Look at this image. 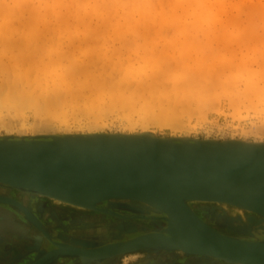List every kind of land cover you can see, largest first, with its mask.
Masks as SVG:
<instances>
[{
  "label": "bare ground",
  "instance_id": "6f19581e",
  "mask_svg": "<svg viewBox=\"0 0 264 264\" xmlns=\"http://www.w3.org/2000/svg\"><path fill=\"white\" fill-rule=\"evenodd\" d=\"M35 1L36 2L34 3L33 0H0V37L6 38V40L8 39L9 42H11L10 43L11 48L12 49L13 47L16 48L14 49L15 52H19L20 50H24L30 47L32 44L35 43L34 42L35 40L36 41L37 40L39 41L41 39L45 40L44 38H41V37L43 36L50 37V35H54V37L52 36L53 39L55 38V36H60V37L64 36V38L67 37V40H70L71 43L75 39L77 41L83 40L85 42L86 41L94 42V41L101 40V42L104 41L103 44H106L108 41V43L106 44L107 45L106 47H108V45L113 46V44H109V42L113 40V38L115 41L116 40L118 41V39L125 40V38L127 37V34L129 33V32L126 33V30H127L126 26L131 22H136V25H137L136 26L134 24L135 27L133 26L131 30L135 32L138 31V33L142 29V25H143V28L147 30L164 31L165 25L169 24L171 26H174V28L178 31L184 30V28H187V27L191 28L192 26H194L195 31L192 29L191 31H194V33L196 32V30L199 32L202 31L203 34H205L204 31L206 27L202 29L201 26L203 27V25L204 26L207 25L208 31H209L208 33L211 32L209 34L211 37L207 38V41H205L204 44H206V47L204 46V44L201 46H202V49L203 47H205V49L208 50V47H209L208 44L211 43V41L215 43L214 38L216 39V43L214 46H216V44L222 41L223 39H226V37L228 38L227 33L229 31L225 30V28L228 29L227 26H230V25L235 26V25L243 24L245 22L246 25L244 27V33L246 34L248 38V37H251L248 32H251L254 29H256V27H254V29H251V27H253L257 23L264 24V0H156L157 4H155V0H35ZM51 20L52 21L54 20L53 22L55 26L52 27L53 30L49 32L47 31L48 30L47 25L49 24V22H51ZM14 23L15 24L18 23L21 27H19L18 25L15 26ZM186 24L189 26L185 27ZM224 25H226L225 28L221 29L220 27ZM131 26L132 25H130L129 28ZM239 27H237L236 29H238ZM20 28L23 30V34L19 36L21 33L20 31L19 35L18 34L13 35V32L15 33L18 29L20 30ZM230 29L232 30L233 28H231L230 26L229 30ZM236 29L235 31L237 32ZM221 30L222 32H224V30H225V33L227 32L226 37H224L225 33L224 34L221 33ZM218 31L220 32L218 33ZM256 31L255 33L258 36V35H261V33L264 30H262L261 28L260 32H256ZM18 32L19 31H17V33ZM212 32L215 34L218 33V35L221 33L220 34L221 36L219 35L220 40L216 38L218 36L217 34L216 35L213 34L215 36L213 38ZM231 32L232 31H230L229 33ZM236 32L234 34L235 35L237 34L238 36L239 35L238 33L243 32V31H241V27H240V29H238V32L237 33ZM144 33H146V31ZM177 33L179 32H175V34ZM244 33H240L241 36L239 37L237 36L234 37L235 35H233V32H232L233 39H232V35H230L231 36L230 40L231 41L235 39L237 40L238 38H240L241 40L242 38L245 41V38L242 36V34L245 35ZM166 34H168V32H166ZM135 35L137 36V33H135ZM222 35L224 38H222ZM17 36L20 37V41H19L20 43H17V40L19 39V37ZM163 36L165 37V35ZM253 36H254V32H253ZM21 37H23V40ZM49 37L47 38L49 39ZM176 37L174 38L178 39V37L177 38ZM261 37L260 36L258 37L259 40L264 39V36L261 35ZM174 38H172L173 41H174ZM205 38L206 37L204 36L203 39ZM253 38L254 37H251L250 39L253 40ZM24 39L26 40L27 43L24 41ZM199 39L201 40L200 42L202 43L203 42L202 39L200 37ZM120 40H119V44L124 41L122 40L121 42ZM3 41L5 42V39H3ZM30 41H32V44L30 43ZM247 41H249V38ZM174 42H178V41H174ZM183 42H180L179 44L183 43V45H187V47H189L188 45L189 40L187 41L188 43H186L185 41ZM237 42L240 44L242 41L239 42V39H238ZM98 43H97V46H98ZM198 43L199 41L196 44L200 47ZM245 43H248V42H245ZM3 44L4 43H2L1 41L0 50H3L2 49ZM137 44H140V43L137 41ZM152 44L149 45L148 43L147 44L145 43L144 44L145 49L147 48L146 45H148L150 48L152 47L157 48L155 47V45L158 43H156L153 46ZM193 44L195 46V41L194 43H191L194 49L193 52L190 51L191 53L189 51L187 52L186 51L187 47L182 45L183 49L185 47L186 53L182 52V54L180 55V59H178L179 58L178 55L181 53L180 52L181 48L179 47L178 49L179 51L175 50L179 54L175 53L177 54L178 57L175 55L176 57L173 58V60H172V57L174 55L172 56V54H171L170 59H167L169 57H164V55L161 56V55L156 54L158 52L156 49L155 50L152 49L151 51L153 52L151 53H149L150 50H148L149 52H146L147 54L145 55L143 54L144 57L141 56L143 62L140 59L138 61L136 59L138 63L140 61L143 63V65L144 63L146 64L145 65L146 68L144 67V72H145L144 77H142L143 75L140 76V74H144L140 71V69L143 70L142 64H141V67L136 70V66L138 63L136 61H133L136 63V66L134 69L133 63H130L129 60H124L121 57L122 55H119L118 52H116L115 50L113 51V49H116V48L112 47L109 51L108 49L109 47H108L107 48L108 50L106 49L105 51H103L105 45L103 47V50L99 49L97 46H94V47H97L102 52L100 51L96 53L93 50H91L93 52V53H90L91 55L89 54V56L87 55L85 57L82 56L83 58L81 57V59L77 55L76 56L78 57V59L72 58L74 56H71L72 54L70 53L71 55L70 54L69 55L71 56V58L70 60H68L67 63H64L67 60L64 61L63 59H61L63 61L61 62L59 58L58 61L60 62L55 61V60L50 61V62L48 61V65L43 66V64H45L43 62L45 61L40 62L39 60L40 62L39 65H36L31 68H26L28 70H25V71L23 70L25 69L24 68L25 65L24 66L22 65L24 63L18 64L19 63L18 60H17L18 61L17 63L13 62V60L15 61L16 59H18V57L15 56L17 54L16 53L14 55L15 56L14 59L11 60V65L12 63L13 65L16 63V68L19 69V70L17 69V71L21 72V73H18L20 77L17 76L19 79L15 78L16 69L15 70L12 69L14 70L13 71L14 75L12 74L14 78L11 76V73H9L11 77L9 75L8 76L5 75V73L7 74L8 72H11V70L8 68L9 64L8 65L6 64L7 63L6 61H10L8 60L11 57L10 55H9V58H7L5 62L2 60L3 62L0 63L1 65L4 63L5 65H7L6 67L8 68V70L5 68V66L4 68L8 72H5V70H4L5 73L2 70H0V72L4 73L5 75L4 77H7L6 84L12 83L10 85L12 86L13 83L16 82L14 83L15 87L22 85V83H24L25 85V83L27 84L29 80L33 81L34 78L37 79L38 77H36L37 75L35 74H37L38 72L45 73L44 75L48 73V77H46L47 80L44 79L42 81L41 79V81L44 83L39 82L38 80V82L35 83V86H34L35 89L33 88L34 91L35 90L37 91L38 88L41 89L42 92H39V95L42 94L41 95L42 97L40 96L41 98L38 96V99H33V100L29 99L31 96L35 98L34 93L32 95H24L25 93H23V95L21 96H14L13 90H15L14 89L15 87L12 86L11 94L14 96V100L12 99L13 98L12 95H11L12 96L11 99L14 102L13 103L14 106L15 105L19 106V105H22L23 103H24L23 106H25L28 103L30 104V102H31L30 105H32V102H33L36 106L35 110H37L38 113H43V115L44 113H46V115L47 113H50L49 115L51 116L53 115L52 117H55L54 114L56 112L61 114L63 112L62 110L65 109L64 108L65 105L68 103L67 106L68 107L70 106L69 111H71L72 114L73 113L76 114V112L77 113L80 112V114L82 113L83 115L87 116V119H90L88 124L84 125V127L87 125L85 127L86 131H82V132H69L68 124H65V126H63L64 124H62V126L60 127L58 125V127L57 128L54 127L55 130L53 129L52 131L50 130L52 128L48 127L51 125V124H48V122L46 123L43 122L42 124H38V125L36 124L39 130H41L44 134L41 133V131H39L37 128V130L35 129L34 133L31 134V136L33 137H37L40 134L46 135L45 132H47L48 135L50 134L49 135L50 137L48 139L54 140V141H61L62 139H65L68 137L87 138V137L98 136L96 138H101L104 136V137L111 138L110 134H117V133L103 131V127L105 124H104V121H102V119L105 120L104 118L108 117L107 115L109 114L113 115L112 113L116 112L119 118L126 120L127 126H129L130 129H132V126L134 124L139 123L140 125L145 127V129H143L140 132V135L142 137L146 136V138L149 137L151 139H154L157 136H155V134L152 131H149L146 129L148 124L156 123L159 126L170 125L172 127H176V123L179 122L181 125L182 123L180 121L181 119L176 116L175 114L176 111H173L174 110L173 106H176L177 101L175 100L174 102L175 105H174L173 102L169 100V98H171V94L174 91L173 93H176L175 96H177V98L180 100V98L183 97V94H181L182 95L181 97V95L179 94L177 95V93H178V90L181 92L180 86L183 85V88L184 86H186V84L184 83H188L187 86H189L190 88L192 86L193 88H195L194 84L197 83L195 80H198L197 77L200 76L198 80V86L200 84L199 88L201 87L200 90L204 91L203 89H206V91H204L205 94L207 92L212 95L213 94L216 95L215 93L217 92L216 87H217L218 82L216 83L215 79H217L218 81L219 76L221 75L217 72L219 71L218 68L215 67V64H217V62L215 64L210 63L211 66L213 65L212 68L217 69V71H214L210 67L213 72L212 74L210 69H208L207 67L208 64H206L205 59L207 60V58H209V54H210V58H214L215 54H216L215 58L218 55L221 56V54L220 53L217 54L218 51L217 53L213 51L214 46L212 45V43H211L212 46L209 48L210 51L209 50L208 51L211 53L212 52L215 53V54L212 53L213 57H211V53L207 54V51L204 54L203 52L205 50L200 49L198 46H196V49L198 48L196 50ZM70 45L68 47H70ZM78 45L79 44H77V46ZM10 46L9 44L4 45L3 51L6 53L5 51L6 47H10ZM216 47H215V51L220 50V49H217ZM11 48L9 50H11ZM163 48L164 47H162L161 49L163 50ZM166 48L167 47H165V50ZM237 48H240V47L238 46ZM98 49H95V51H97ZM223 49L222 51H224ZM169 50L172 51L173 53L174 46H173V50L172 49H169ZM225 50H227V41H226ZM3 51H0V52L3 53ZM7 51H8V48H7ZM31 52L30 54H32ZM2 53H0V56L2 55ZM162 53L163 54L165 53L164 50L160 54ZM194 54L195 55L201 54L203 58L200 55L199 56L197 55L195 57ZM243 54L240 57L242 56L245 57V58H241V59H245L244 63L242 62L241 64L238 63L239 67L238 69L236 67V72L234 70V67L232 69V72L234 70L233 73H235L234 76L236 75L238 77L237 78L238 80L240 79L239 76L243 78L244 75L242 74L244 73H246L247 76L249 75L248 77H250L251 75L250 72H252L250 67L249 69H247V71L249 70L248 72H244L246 71V69L244 70L243 68H248V65L247 66L245 65L246 60H248V56L243 55ZM245 54H248V53H245ZM137 56L139 55L137 54ZM166 56L168 55L166 54ZM252 56L253 55H251V58ZM3 57H1L0 60ZM253 57H257V56H253ZM191 58L194 60L197 58L196 59L197 62H201V60L203 62L198 63V66H197L195 64L197 62L192 60ZM28 59L30 58L28 57ZM189 59L192 60L191 63H193V61L195 62L194 63L195 65L193 67L191 66L192 68H188L189 70L193 69L192 71L195 70L194 72H191V70L189 71L188 69H186L187 65H185L184 67L185 62L187 63V60ZM210 60L214 62V60L212 59ZM238 60L241 61L240 58ZM254 60L251 62L249 60H248L249 62L247 61L248 64H251V68H252V63L254 62ZM22 61L23 60H21V62ZM216 61H218V59H216ZM208 62L209 61H207V63ZM219 62L220 61H218V63ZM225 62L223 61V63ZM28 63L31 64V62H28ZM195 67H199V68L196 69ZM1 68L2 66L0 67V69ZM224 69H227V68H224ZM239 69L240 71H238ZM171 70H173V72L175 70V73L173 74ZM229 70L230 69L227 70V75H229L230 73L228 77L229 79H231L233 78L232 77L233 74L231 70L230 72ZM116 71L120 72V75L122 74L124 76L123 78L120 76V78H122L123 80L122 81L117 80L118 84H116L117 83L116 81H114L116 82L115 84L114 82L113 84H110L116 78L114 74ZM135 71L138 72L141 78H139V76L136 78L135 74H133L135 73ZM208 71L210 72V74ZM24 72L26 73L23 74ZM30 72L33 73L35 77L31 78L32 75L30 74ZM240 73L242 74L240 75ZM111 74L114 75L115 77L112 76ZM164 74H166L167 76L169 75L171 77L170 78L171 80L175 79L173 83L172 81L169 80V76L168 77L166 75L164 76ZM162 75L164 76L163 81L161 79ZM213 75L214 77H216L214 80L212 79ZM253 75L254 74H252V76ZM1 76L0 78H2ZM23 76H25V80L21 78ZM109 77H113L114 79H112L111 81ZM130 77H134V78H130ZM11 78H13V81L10 82ZM258 78L256 80V83L253 82L254 83L253 84L250 82V84L247 85L248 87L251 85L248 88V90H247V86L246 85L244 86V83L248 82V80L245 82L242 81L243 86L246 88L242 86V88L244 89H241L238 83L242 79L238 81L237 87H236V85L234 84L237 82V81L234 82V79L237 80L236 78L233 79V84L235 86L231 84L230 82H228L227 79L225 80L224 78L223 80L225 81L223 83H226V84L229 83L230 87L226 85L227 89L226 90L223 89V90L227 92L228 90L232 91V89L234 88V90L232 91L233 93L235 91L234 95L240 96L241 95L240 93H242L245 96L246 94V95H249V99L252 100L250 98L251 97L250 94L252 95L254 94L255 96H257L256 98H258L264 95L263 88H260V85L262 87V84L260 83V85H258L257 83L259 81ZM261 78L263 81L262 83H264L263 75L261 76ZM15 79L17 80L15 81ZM133 79L134 80L136 79V82L133 81ZM165 79L167 81H165ZM3 80L1 79L2 82H4ZM168 80L170 81V83H172V85H170L171 87L169 86L170 88L168 87V84H167L169 83ZM200 80H202V82L204 83L202 82L199 83ZM123 81L125 82V84H123ZM2 82H0L2 85L0 87L3 88L4 83ZM201 84H203L204 86L203 88ZM252 84L254 86H252ZM125 85L127 86L125 87ZM131 85H133L134 88ZM167 87L169 88V90ZM189 87L188 89H190ZM8 88L10 90V87ZM193 88H191L190 90L192 91ZM165 89H167V91L171 90L170 92L171 94L169 95V93H167ZM157 91H160V93ZM148 92H150L151 94H149ZM156 92L157 94H155ZM236 92H240V93H236ZM2 93L3 92L0 91V94ZM172 96L174 95L172 94ZM216 96L213 99H215ZM201 97H203V95H201L199 98ZM162 98L163 99L165 98V101ZM253 98L255 97L253 96ZM2 99H0L1 102H2ZM213 99L211 100L212 103H213ZM194 100L195 99H193L192 102ZM239 100L241 99L239 98ZM187 101L188 100H186V103L191 102V101L190 102H187ZM209 101H210V98H209ZM161 102H162V105H161ZM180 104L184 105V103H181V102ZM33 106L34 105L30 107L33 109ZM14 108H16V106ZM57 113H56V119L58 118L57 116L62 115L63 117L64 115V113H62L61 115L60 114L57 115ZM180 114L178 115L180 116ZM1 120H4V119L1 118ZM1 120H0V123H1L0 125H3L4 121L1 122ZM6 124H9V122H7ZM22 124L23 123H21L20 126ZM56 126H57V123H56ZM22 127L23 126H21V129H23ZM10 128L9 130H7L8 128H6L5 130L10 132L12 131L10 130ZM62 130H66V131L61 132ZM19 131L22 132L23 130H20L19 128ZM9 135H10L9 133H5V136H1L3 137L2 140H9V139L22 140L23 138L20 135L19 136L16 135L17 138L16 137L9 138L10 137ZM123 135H126V134L119 133V136H123ZM18 137H22V138H18ZM180 138L183 139L184 142H188L186 136L180 137ZM125 154L127 155L129 153L124 152V155ZM76 159L80 160L82 158L77 157ZM0 185H5L6 188L14 189L15 191L19 192L20 194L16 195L18 200H20L21 204H24L31 211L34 209L33 203L35 202L34 198L37 197L36 195L45 197V199L49 203H53V204L60 205V206L63 205L62 207L68 208L69 210L83 211V212L91 211L103 205L106 202L111 203V202L117 201V203L119 204V207L123 208L124 211H128L133 214L142 213L143 211L144 213L149 214L148 216L146 215L145 217H149L152 220L161 219L166 224L165 229L162 231L155 230V231H151V232H147L141 235L134 236L132 238L125 237L124 239H120L114 242L112 241V242L102 243V244L94 245V246L76 247L66 242H60L59 248L57 249V253L59 255H67V254L70 255L71 254V255H77L79 257H84L87 259H92V258L103 259V258L116 256L122 253H128L129 251H132L133 249H137V248L140 249L141 247H144V246L146 248H150L151 246L147 247L146 245L154 241H161L162 243H166L170 241H177V242L184 241L188 243H194L195 241H200V242L219 241L225 244H230L232 246H236V247L243 248V249H249V250L257 251V250H261L264 248V238L260 239V238L255 237V235L264 234V165H261V164L235 165V166L227 167V168H221V169L214 168V169L201 170V171H197V170L183 171V172H178V173H175L169 176H165L161 179H158L154 185L160 188L165 193L169 194L173 198V200H175V202L179 204V206L181 207V210L173 206L165 198L155 193L154 191H151L150 189H147V188H143L135 184L133 181L127 180L122 177H113V176H106V175H85V176H80L74 179H65V180L57 181V182L50 183L47 186H45V188L47 187L51 189L53 188L52 190H45L43 188L34 189V188H26V187H17V186L6 184V183H0ZM127 189L135 190L136 194L111 195L114 191L127 190ZM33 194L35 196H33ZM167 227H171L172 229L169 231L167 230ZM248 237L252 238L253 240H249ZM177 248L180 249L178 245H173L171 246V248H168V250L177 249ZM186 253H192V252L187 251ZM205 255L207 257H214V258L223 260L225 262H228L229 264H264V260H255V259L235 260V259L225 258L215 253L205 254Z\"/></svg>",
  "mask_w": 264,
  "mask_h": 264
},
{
  "label": "rangeland",
  "instance_id": "374dc122",
  "mask_svg": "<svg viewBox=\"0 0 264 264\" xmlns=\"http://www.w3.org/2000/svg\"><path fill=\"white\" fill-rule=\"evenodd\" d=\"M33 2L35 3L36 1L33 0ZM155 4H157L156 0H155ZM51 19H52V17H51ZM53 21L51 20V22H49V24L47 25V29H48L47 31H49V32H51L53 30L52 27L55 26ZM14 22H16V21H14ZM134 24L136 25V22L129 23L128 24L129 26L132 25L130 28H129L128 25L126 26V28H127L126 33H128V32L129 33L127 34V37L125 38V40L122 39V40H124L123 41L124 43L120 39H118V41L117 40L115 41L114 38H113L114 41L110 39L111 41L109 42V44H113V46L112 45H108L109 48L106 47L107 46L106 44L108 43V41H107L106 44H103L104 41L101 42V40L100 41H94V42L93 41H89L90 42L89 43L88 41H86V42L83 41V40H78L77 41L75 39L74 41H72V43H73L72 44L70 40H67V37L64 38V36L63 37L55 36V38L53 39L54 35H50V37L49 36L41 37V38H44L45 40H43V39H41L39 41L38 40L37 41L33 40L35 42L34 44H32V41H30V43L32 44L30 47H28V48H26L24 50H20L21 52L20 51L19 52H15L14 49H16V48H14L13 46H12L13 49L11 48V46H10L11 42H9L8 39H7L8 40V42H7L6 38H1L0 37V46H1V41H2V43H4L3 46H2L3 50H4V45L9 44V46H10V47H6V50H5L6 53L3 50H0V51H3V53L2 52H0V53H2V55L4 56V57L2 55L0 56V58L3 57L0 60L1 61L0 63H2L3 61L5 62L7 60V58H9V55H10L11 57L8 59L10 61H6L7 62L6 64L7 65L9 64L8 68L11 70V72L7 71L8 68L6 67L7 65H5V63L2 64V65L0 64V67L2 66V68L0 70H2L3 72H4V70H5V72H8L7 74L4 72L6 76H8L9 73H11V76L13 77V75H14L13 71L16 69L15 70V72H16L15 78L19 79L17 76H19L18 73H21V72L20 71L18 72L17 71L18 68H16V63L18 61H19L18 64L24 63L22 65L23 66L25 65V67H24L25 69H23L25 71V70H28L26 68H31V67H34L36 65H39L41 61L42 62L45 61V62H43L45 64L42 63L43 66H44V65H48V61L49 62L53 61V60L58 61L59 58H60V60L61 59H63L64 61L67 60L64 63H67L68 60H70L71 56H74L72 58H75V59H78V57L81 59L82 56L83 57H85L87 55L89 56L90 53H93L91 50H93L96 53L100 52L101 50H99V49L103 50L104 45H105V47H104L103 51H105L107 48L109 49V51H110V49L112 47L116 48V49H113V51L115 50L116 52H118L119 55H122L121 57L124 60H129L130 63H133V67L135 69L136 63L133 62V61H136V59H137V61L139 59L142 60L141 56H143V54L144 55L147 54L146 52H149L148 50H150L149 53H151V52H153V51H151L152 49L153 50L156 49L159 52V53L157 52L156 54L161 55V56L164 55V57H169L167 59H170L171 54H172V56L174 55L172 57V60H173V58H175L177 56V54H175V53H178L175 50L179 51L178 49L180 47L181 48V50H180L181 53L180 54L178 53L179 54L178 55L179 56L178 59H180V55L182 54V52L186 53V51L187 52L188 51L189 52L190 51L191 52L194 51L191 43H194V41H195V46H194V44H193V46L196 49V46H198L196 43L199 41L198 44L200 45V47L199 46L198 47L200 49H202L201 45H203L205 43V41H207V38L211 37L209 35L211 32L208 33L209 31H208L207 25H205V26L203 25V27L201 26L202 29L204 27H206L205 31H204L205 34H203L202 31L199 32L197 30L194 33V31H195L194 26H192L193 28L192 27L189 28V27H187V26H189L187 24L185 26L187 28H184V30H180L182 33L180 31L176 30L174 28V26H171L169 24L168 25L166 24L167 26L165 25V28H164L165 30L164 31H161V30H147V29H144L143 25H142V29L138 33V31L135 32V31L131 30L133 26L135 27ZM259 24H261V25H259ZM17 25L19 27H21L18 23L15 24V26H17ZM245 25H246L245 22L243 24L235 25L236 27L230 25L231 28H233L232 30L231 29L229 30L230 26H227L228 29H226L225 28L226 25H224V26H222L220 28L221 29L225 28V30L229 31V32L232 31L233 35H235L234 34L236 32L235 29L237 27H239V26L241 27V31H243V32H240V33H244ZM139 26H141V25H139ZM12 27H13V25H12ZM240 27L238 29H240ZM254 27H256V29H254ZM263 27H264V24H262V23L255 24L253 27H251V29H254V30L251 31V32H248L251 37H254L253 40L250 39L251 37H248L249 41H247L248 38H247L246 34L244 33L245 35L242 34V36L245 38V41L242 38H241V40H240V38H238L239 42L242 41L240 44L237 42L238 39L236 40L234 38L236 41L235 40H232V41L230 40L231 39L230 35H232V32L231 33H229V32L227 33L226 32L228 34V38H227L225 30H224V32H222V30H221V33H223V34L225 33L224 37H226V39H223L225 42L222 40L224 42L225 46H224L223 42L220 41V42H218L216 44L217 47L214 46L215 43H216V39L214 38L215 36L213 35L215 33L212 32V35H213L212 37L214 38L215 43L213 41H211L212 45L214 46V50L213 49H211V50H213L215 53H217V51H218L217 54L220 53L221 56L218 55L215 58L216 54L214 52H212V53L215 54V55L213 54L215 60H214V58H210V54H209V58H207V60L205 58L204 59H205L206 64L209 65V66L207 65V67H208V69H210L212 74H213V72H212L211 68H212L213 65L211 66V64L212 63L215 64L217 62V64H215V67L218 68L219 71H217L216 68H212V69L214 71H217L222 77L218 75L219 79L217 81V79H215L216 77H214V75H213L212 79L213 80L215 79L216 83L217 82L219 83V84L217 83V87H216V91L217 92L215 91L216 92L215 94L216 95L219 94V95L216 96L214 94L212 95V94L206 92V94H207V96H206V94L204 92V91H206V89H203L204 91H202V90H200L201 87L199 88L200 84L198 86V80H199L200 76L197 77L198 80H195L197 82L196 83L197 85L194 84L195 88H193V86L191 87V88H193L192 91L190 90L191 88L189 86H187L188 83H184V84H186V86H184V88H183V85L180 86L181 92L178 90L177 95L178 94L179 95L183 94V97L181 95V97L183 99L180 98V100H179L177 98V96H175L176 93H173L174 91L172 92V94L174 96H172V94L170 93L171 90L167 91V89H165L167 91V93H169V95L171 94V98H169V100H171V102H173L174 105H175V103H174L175 100L178 102V103L176 102V106H173L174 108L173 107L172 108L174 109L173 111H176L175 114H176L177 117H179L181 119L180 121L182 123H181V125H180L179 122H178L179 124L176 123V127H172L170 125L159 126L156 123H150V124L147 125L146 129L149 130V131H152L155 134V136H157L159 138H170V137L171 138H180V137L186 136L188 141H202V140H214V141H218V142H222V141H237V142H243V143L247 142V143L264 145V95L256 98L257 96H255L254 94L253 95L250 94L251 95L250 98L252 99V100H250L249 99V95L245 94V96H244L240 92H236V93H240L242 96L241 95L240 96L239 95H234L235 91H234V93L232 92L234 90V88L232 89V87H231L232 91L231 90H228L227 92L224 91V90L227 89V86L228 87H230V86H229V83L228 84L223 83L227 79L228 82L233 84V79L234 78H236V79L238 78L236 75L234 76L235 73H233V72H234V70L236 72V67L238 69V67H239L238 63L239 64H241V62L244 63L245 59H241V58H245V57L244 56L240 57L244 53L243 55H247L248 56V60L250 62L253 61L254 59H256V60H254V62L252 63V68H251V64H248L249 61L246 60V64L245 65L246 66L248 65V68H243L244 70L246 69V71H244V70L243 71L244 72H248L249 70L247 71V69H249V67H250L251 71L252 72L254 71V72L253 73L250 72V74H251L250 77H248L249 75L247 76V74L244 73V72H243L244 74L240 73V75L242 74V75L245 76V78H244V76H243V78L246 79V80H244L241 76L238 75L240 79L239 80L238 79L237 80L234 79V82L237 81L234 84L237 87L238 81H240L242 79L238 83V85L241 87V89H244V88H246L244 86L245 85L246 86L249 85L250 82L251 83H253V82L256 83V80L259 77L258 78L259 81L257 83H258V85H260V83H261L262 87L260 85V88H263V90H264V83H262L263 81H262V78H261L262 75H263V78H264V39H260L259 40V38H258L259 36L261 37V35L264 36V31L263 32L261 31L262 32L261 35H258V36L255 33L256 30H258L256 32H260L261 28H262V30H264ZM191 29L194 30V31H191ZM238 29H236L237 32H238ZM17 31H19V32L17 33ZM17 31L15 33L13 32V35L14 34L15 35L16 34L19 35L20 31H21V33H20L19 36H21L23 34V30L21 28H20V30L18 29ZM145 31H146L147 34L144 33ZM154 31H155V33H154ZM134 32L137 33V36L135 35ZM166 32H168V34L169 33L170 34L168 35V34H166ZM175 32H179V33L175 34ZM219 32L220 31H218V33ZM253 32H254V36H253ZM188 33H190V34H188ZM193 33H194V35H193ZM218 33H216V34L218 35ZM240 33H238L239 34L238 36L236 34L234 37L241 36ZM162 34L165 35V37ZM179 34H180V36H179ZM128 35H130V36H128ZM219 35L216 37L218 40H220V36H221V35L220 36ZM233 35H232V39H233ZM19 36H17V37H19ZM176 36L178 37V39L174 38ZM198 36L202 39V41H203L202 43L200 42L201 40L199 39ZM204 36L206 37L205 39H203ZM255 36H256V38H255ZM23 37H21L22 40H23ZM45 37L46 38L49 37V39L48 38L46 39ZM224 37L222 35V38H224ZM127 38H128V40H127ZM172 38H174V41H178V42H174ZM3 39H5V42L3 41ZM25 39H26V37H25ZM25 39H24V41L26 42ZM56 39H58V40H56ZM119 40L122 43L119 44ZM188 40H189V44H188L189 47H187V45H183V43H184L183 41L188 43L187 42ZM211 40H212V38H211ZM13 41H15V40H13ZM19 41H20V37L17 40V43H20ZM137 41L140 44H137ZM226 41H227V50L228 51L225 50ZM166 42H167V44H166ZM180 42H183V43L179 44ZM245 42H248V43H245ZM97 43H98V46H97ZM101 43H102L103 46L101 45ZM127 43L130 44V45H128ZM145 43L146 44L148 43L149 45L154 43V44H152V46L155 45L156 43H158V44H156L157 46L155 45V47H157L159 49L154 48V47L150 48L148 45H146L147 48L145 49V47H144ZM172 43H173V45H172ZM211 43H209V44L207 43L209 45V47L207 45L209 51H210L209 48L212 46ZM220 43H222V44H220ZM35 44H36V46H35ZM77 44H79V45L77 46ZM124 44H126V45H124ZM69 45H70V47H68ZM176 45H177V47H176ZM182 45L187 47L186 51H185V47L183 49ZM94 46H97L99 49L97 47H94ZM101 46H102V48H101ZM159 46L161 48L164 47L163 48V50L165 52L164 54L163 53L160 54L161 52H163V50ZM173 46H174V50H173ZM204 46L206 47V44H204ZM218 46H220V47H218ZM231 46H232V48H231ZM238 46L240 48H237ZM63 47H65L66 49L63 48ZM165 47H167L166 50H165ZM205 47H203V49L205 51L204 52L202 51V52L204 54L206 53V51H207V54L211 53L207 49H205ZM215 47L217 49H220V50H216L215 51ZM7 48H8V51H7ZM10 48H11V50H9ZM95 49H98L99 51L98 50L95 51ZM169 49H172L173 53ZM222 49L224 51H222ZM29 51L30 52L32 51L31 52L32 54H30ZM141 51H143V52H141ZM58 52H59V54H58ZM140 52H141V54H140ZM169 52H170V54H169ZM203 53H202V55H203ZM212 53H211V57H213ZM245 53H248L249 55L245 54ZM47 54H48V56H47ZM51 54H52L53 57L51 56ZM137 54L139 56H137ZM166 54L168 56H166ZM14 55L16 57H18V59L15 58L16 59L15 61L13 60V62H16L14 64L15 66L13 65V63L11 65V60L14 59V57H15ZM132 55H133V57H132ZM197 55L198 54H196L195 57ZM199 55L203 58V56L201 54H199ZM251 55L257 56L258 58L252 56V58H253L252 59ZM247 56H246V58H247ZM28 57L30 59H28ZM206 57H208V56H206ZM239 58H240L241 61L238 60ZM196 59L195 60L192 59V60L196 61ZM210 59L214 60V62L211 61ZM216 59H218V61H220V62L218 63V61H216ZM21 60H23V61L21 62ZM39 60H40V62H39ZM192 60L189 59V60H187V63L185 62L184 67H185V65H187L186 69L192 68L195 64L198 66V63L203 62L201 60V62H197L196 61L197 63H195L193 61V63H191ZM27 61L31 62V64L28 63ZM207 61H209V62L207 63ZM223 61L224 62L226 61V62L223 63ZM58 62H60V61H58ZM61 62H63V61L61 60ZM142 62H143V60H142ZM142 62H140V61H139V63L137 62L138 64L136 66V70L141 67V64L143 65ZM204 63H203V65H204ZM206 64H205V66H206ZM145 65L146 64L144 63L143 70L140 69V71L142 73H144V74H140V76L143 75L142 77L145 76V72H144V67L146 68ZM242 65H244V64H242ZM4 66H5V68L7 70L4 68ZM218 66H220V67H218ZM233 67H234V70L232 72ZM195 68L197 69L199 67H195ZM224 68H227V69H224ZM12 69H14V70H12ZM228 69H230L232 74H233V76H232L233 78H231L232 80L229 79V77H228L230 75V73H229V75H227V70ZM192 70H191V72L195 71V70L194 71H192ZM230 70H229V72H230ZM46 71H47V69H46ZM238 71H240V69ZM3 72H0V76L2 75L1 76L2 78H0V82H2L1 79L3 80V78H4V80H3L4 82H2V83H4L3 84L4 90H3L2 87H0V91L3 92L2 94H0L1 95L0 99L3 98L2 99L3 103L0 100V105H2V106H0V115H1L0 116V120H1V118L4 119V120H1V122L4 121L5 125L4 124L0 125V137L1 136H5V133H9L10 134L9 136H12V137H16V135H18V136L20 135L22 137L29 138L31 136V134L34 133L35 129L37 130V128H38L37 125L38 124H42L43 122L44 123L48 122V124H51L50 126L47 125L48 127L52 128V129H50L51 131L54 129V127L57 128L58 125L60 127V126H62V124H64L63 126H65V124H68V126H69L68 131L69 132L86 131L85 127L87 125L85 127H84V125L88 124L90 119H87V116L83 115L82 113L80 114V112H78V113L76 112V114H74V113L72 114L71 111H69L70 110V108H69L70 106L69 107L67 106L68 103L64 107L66 110L63 108L64 109V110H62L63 112L61 111L62 113H64V115H63L64 119H63V117L61 115L62 113L60 114V113L56 112L57 115L58 114L61 115V116H57L58 117L57 119H56V113L54 114L55 117H52L53 115L52 116L49 115L50 113H47L48 116L46 115V113H44V115H43V113H38L37 110H35L36 106H35V104L33 102H32V105H34L33 109L30 107V106H32V105H30L31 102H30V104L28 103L25 106H23V104H24L23 103L22 105H19L20 107L15 105L16 108H14L15 107L14 104H13L14 103L13 102L14 96H21V95H23V93H25L24 95H32L34 93L35 98H33L32 96H31L32 97L31 98L29 96L30 97L29 99L33 100V99H38V96L40 97L42 95V94L39 95V92H42L40 88H38V89L36 88L37 91L36 90L34 91V89H35L34 86H35V83L38 82V80H39V82H42L44 79H46V77H48V73H46V75H47L46 76V75H44L45 73H39L38 72L37 74H35V75H37L36 77H38V78L37 79L34 78L36 80L33 79V81H30L29 79H31L32 77H35L34 74L30 72V74L32 76L30 75L31 78L28 79L29 82L27 84L25 83V85H24V83H22V85L17 86L18 85L17 84L16 85L17 87H15L14 83H16V82H14L13 85H12V86L15 87V88L13 87L15 89V90H13L14 91V96H13L11 94L12 86H10L12 83L6 84L7 83L6 82L7 81V77H4L5 75H4ZM171 72H173V70H171ZM25 73L26 72H24L23 74H25ZM136 73L138 74L137 71H135V73H133V74H135V76L137 78L139 76V74L137 75ZM169 73H170V71H169ZM174 73H175V70H174L173 74ZM114 74L116 76L115 80L112 81V79H114V78L113 77H109L110 80L112 81L110 84H113L114 81L117 82V80L118 81L119 80H121V81L123 80L122 78L124 76L122 74L120 75V72L116 71ZM166 74H164V76ZM209 74H210V72H209ZM217 74H215V75H217ZM252 74H254V75L252 76ZM111 75H109V76H111ZM176 75H177V73H176ZM112 76H114V75H112ZM120 76L122 78H120ZM140 76H139V78H141ZM164 76L162 75L161 76L162 78L160 77L162 79V81H163ZM223 76H224L225 80H223L224 79ZM208 77H209V75H208ZM13 78H11L10 82L13 81ZM21 78H23L25 80V76H23ZM130 78H134V77H130ZM170 78L171 77L169 76V80L172 81V83H173V81L175 79L173 78L174 80H171ZM176 78H177V76H176ZM8 79H9V77H8ZM17 79H15V81ZM41 79H42V81H41ZM125 80H127V79H125ZM169 80H168L169 83L166 82L168 84V87L170 85H172V83H170ZM247 80H248V82H245ZM121 81H120V83H121ZM124 81H123V84H125V82H126V81L125 82ZM133 81L136 82V79L135 80L133 79ZM165 81H167V80L165 79ZM242 81H244L247 84H245L243 82L244 83V86H243ZM116 82H114V84ZM201 82H202V80H200L199 83H201ZM42 83H44V82H42ZM134 83H133V85H134ZM202 83H204V82H202ZM116 84H118V82ZM253 84H252V86H254ZM30 85H32L33 87L30 86ZM127 85H125V87ZM133 85H131V86L134 88ZM201 85H202V88H203L204 87L203 84H201ZM0 86H2L1 83H0ZM242 86L244 88H242ZM8 87H10V90H9ZM185 87H186V89H185ZM188 87L190 89H188ZM249 87L247 86V90H248ZM1 88H2V90H1ZM169 88H168V90H169ZM172 88H173V86H172ZM177 89H179V88H177ZM241 89H240V91H241ZM183 90H185V91H183ZM182 91H183V93H182ZM7 92H9V93H7ZM157 92L160 93V91H157ZM157 92L155 94H157ZM148 93L151 94L150 92H148ZM212 93H214V92H212ZM251 93H253V92H251ZM200 94L203 95V97L199 98L201 96ZM11 95L13 96V98H12L13 100L11 99V97H12ZM209 95H210V97H209ZM215 96H216V98L213 99ZM253 96L255 98H253ZM7 97H8V99H7ZM26 97H28V96H26ZM238 97L241 100H239ZM209 98H210V101H209ZM193 99H195V100L192 102ZM212 99H213V103L211 102ZM163 100L165 101V98ZM186 100H188L187 102H190V101L191 102L190 103H186ZM201 100H203V101H201ZM180 102L184 103V105L180 104ZM6 104H7V106H6ZM161 105H162V102H161ZM177 111H178V113H177ZM73 112H75V111H73ZM190 113H192V114H190ZM112 114L113 115H111V114L107 115L108 117L104 118L105 120L102 119V121H104V124H105L104 127H103V131L113 132V133H117V134L124 133L126 135L132 136V135L140 134V132L143 129H145V127H143L139 123L134 124L132 126V129H130L129 126H127V122H126L125 119L119 118L117 116L116 112L112 113ZM178 114H180V116ZM49 116H51V117H49ZM6 117H8V118H6ZM6 120H8V121H6ZM57 121H59V122H57ZM7 122H9V124H6ZM21 123H23L21 125V126H23L22 127L23 129H21V126H20ZM56 123H57V126H56ZM7 125H8V127H7ZM3 126H5V127H3ZM10 126H11V128H10ZM6 128H8L7 130H9V128H10V130H12V131L8 132L7 130H5ZM19 128H20V130H23V131L22 132L19 131ZM38 130H39V128H38ZM39 131H41V130H39ZM64 131H66V130H62L61 132H64ZM41 133H43V132L41 131ZM45 134L48 135L47 132H45ZM39 136H41V134ZM9 190H14V189H10L9 188ZM33 196H35V195L33 194ZM36 196L37 197L34 198L35 202L33 203V208H34V205H35V209L37 210L36 212L30 211V210L23 211V210H21L20 208H18L16 205H14L12 203V201L10 200L11 198H8L6 196L4 197L2 195L0 196V199H1L0 200V204H2L3 205L2 208H4V210L1 213L2 217H0V236H2V237L3 236L4 237L5 236H9L10 237V236L13 235V237H12L13 239L7 242V247L9 248V249H7L8 251L6 250L7 252H5V253L2 251V253L0 255V264H229L228 262H225L223 260H220V259H217V258H214V257H207L206 255L185 253L184 251H182V250H180L178 248L177 249L168 250L167 248L150 247V248H144V249H140V250H136V251H131V252H128V253L119 254V255H116V256L108 257V258H103V259H87V258H84V257H79L77 255H71V254L70 255H68V254L67 255H59L56 252V250L58 249L57 243H59L61 241L62 242H66L67 241L66 243L69 242V244L71 243L72 246H76V247L77 246L78 247H88V246L99 245V244H102V243H108V242H112V241L114 242V241L123 239L125 237L136 235L138 233H144V232L155 231V230H161L162 231V230L165 229L166 224H165V222H159V223L158 222H156V223L155 222H149L148 223V222H145V221L151 219L149 217H144V216L137 215V214H132V213H123L119 209H122V210H124V209L119 207V205L117 204V201L111 202V203H107L106 202L103 205H101V206H99V207H97V208H95V209H93L91 211L83 212V211L69 210L68 208L62 207L63 205L60 206V205H56V204L47 202L45 197L38 196V195H36ZM35 203H37V205ZM81 212H83V213H81ZM142 213H144V212L142 211ZM144 214H147V213H144ZM147 215H149V214H147ZM42 218H44V220H42ZM44 235H46L48 238L46 236H44ZM130 238H132V237H130ZM248 239L249 240H253L250 237H248ZM64 240H66V241H64Z\"/></svg>",
  "mask_w": 264,
  "mask_h": 264
},
{
  "label": "water",
  "instance_id": "95a60500",
  "mask_svg": "<svg viewBox=\"0 0 264 264\" xmlns=\"http://www.w3.org/2000/svg\"><path fill=\"white\" fill-rule=\"evenodd\" d=\"M49 137H18L22 140H2L3 137H0V183L52 190L45 186L85 175L122 177L154 191L181 210L169 194L154 185L158 179L183 171L221 169L245 164L264 165L262 144L214 140L184 142L181 138L151 139L140 134H110L111 138L68 137L61 141L49 140ZM124 152L129 154L124 155ZM77 157L82 159L77 160ZM116 194L131 195L136 194V191L120 190L111 195ZM171 229L167 227V230ZM173 245H178L182 251L192 252L189 254L215 253L235 260H264V248L249 250L219 241H154L146 246L168 249ZM57 246L59 248V243Z\"/></svg>",
  "mask_w": 264,
  "mask_h": 264
},
{
  "label": "flooded vegetation",
  "instance_id": "af4514ba",
  "mask_svg": "<svg viewBox=\"0 0 264 264\" xmlns=\"http://www.w3.org/2000/svg\"><path fill=\"white\" fill-rule=\"evenodd\" d=\"M18 194H20L19 192H17V191H15V190H9V188H6V186L5 185H0V196L2 195V196H6V197H8V198H11L10 200L12 201V203L14 204V205H16L18 208H20L21 210H23V211H27V210H30L29 208H27L24 204H21V202H20V200H18V198H17V196L16 195H18ZM36 205H37V203H35ZM118 204V203H117ZM119 205V204H118ZM3 207V205L2 204H0V217H2L1 216V213H2V211L4 210V208H2ZM38 207V206H37ZM118 209V208H117ZM121 212H123V213H130V212H128V211H124V210H122V209H119ZM31 211V210H30ZM33 212H36L37 210L35 209V205H34V209L32 210ZM120 212V213H121ZM133 214V213H132ZM135 214H137V215H141V216H146L147 214H144V213H135ZM148 216V215H147ZM42 220H44V218H42ZM145 222H163V220H161V219H149V220H147V221H145ZM156 231H161V230H156ZM148 232H151V231H148ZM144 233H147V232H144ZM144 233H138V234H136V235H141V234H144ZM136 235H133V236H129V237H134V236H136ZM44 236H46V235H44ZM4 237V236H3ZM2 236H0V255H1V253H2V251L5 253V252H7L8 250L7 249H9L8 247H7V242L8 241H10V240H12L13 238V235L12 236H5L4 238H3ZM47 237V236H46ZM129 237H126V238H129ZM255 237H257V238H264V234H259V235H255ZM48 238V237H47ZM124 239V238H123ZM64 241H66V240H64ZM62 242V241H61ZM67 242V241H66ZM3 243V244H2ZM60 243V242H59ZM69 243V242H68ZM71 244V243H70ZM72 245V244H71ZM78 247V246H77ZM7 250V251H6ZM24 261V260H23Z\"/></svg>",
  "mask_w": 264,
  "mask_h": 264
}]
</instances>
